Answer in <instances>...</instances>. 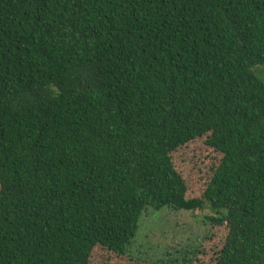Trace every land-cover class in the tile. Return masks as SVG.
<instances>
[{
  "label": "trees",
  "instance_id": "trees-1",
  "mask_svg": "<svg viewBox=\"0 0 264 264\" xmlns=\"http://www.w3.org/2000/svg\"><path fill=\"white\" fill-rule=\"evenodd\" d=\"M206 205L183 264H264V0H0V264H160L143 213Z\"/></svg>",
  "mask_w": 264,
  "mask_h": 264
},
{
  "label": "rangeland",
  "instance_id": "rangeland-1",
  "mask_svg": "<svg viewBox=\"0 0 264 264\" xmlns=\"http://www.w3.org/2000/svg\"><path fill=\"white\" fill-rule=\"evenodd\" d=\"M216 159L215 152L206 147L205 138L195 140L172 153L174 167L189 181L199 179L201 167ZM191 187L195 189L196 182L191 183ZM225 212V209L213 210L209 205L201 210L189 211H174L165 207L158 211L148 209L143 213L139 229L126 253L160 264H183L185 258L190 260L196 250H201L209 233L210 218ZM98 260L101 262V258ZM206 260L207 256L204 255L198 263L203 264Z\"/></svg>",
  "mask_w": 264,
  "mask_h": 264
}]
</instances>
